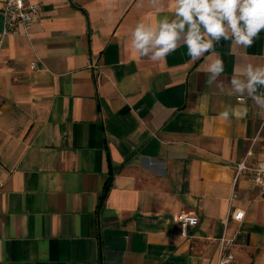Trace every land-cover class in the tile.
I'll return each instance as SVG.
<instances>
[{
  "label": "crops",
  "instance_id": "obj_1",
  "mask_svg": "<svg viewBox=\"0 0 264 264\" xmlns=\"http://www.w3.org/2000/svg\"><path fill=\"white\" fill-rule=\"evenodd\" d=\"M33 1L31 28L0 44V264H217L224 233L239 264H264V194L234 183L264 160V108L231 84L264 66V30L251 48L221 39L192 62L181 43L154 62L131 33L172 0ZM226 107L247 113L220 119Z\"/></svg>",
  "mask_w": 264,
  "mask_h": 264
},
{
  "label": "clouds",
  "instance_id": "obj_2",
  "mask_svg": "<svg viewBox=\"0 0 264 264\" xmlns=\"http://www.w3.org/2000/svg\"><path fill=\"white\" fill-rule=\"evenodd\" d=\"M171 9V16L164 15L154 26L144 22L135 25L131 45L139 56L154 62L161 61L182 43L191 61L195 62L205 54L213 53L214 44L221 39L251 48L264 30V0H172ZM206 71L210 73L206 81L210 85L224 72L223 60L217 57ZM237 71L247 78L246 82L238 78ZM231 84L240 94L239 99L247 91L255 104L264 108V94H256L258 86H264V66L246 64L238 70L234 69ZM230 113L246 115L247 109L237 111L226 107L219 118L228 120ZM240 167L245 166L241 163ZM259 171L264 173V163L259 165ZM256 182L264 184L260 176Z\"/></svg>",
  "mask_w": 264,
  "mask_h": 264
},
{
  "label": "built area",
  "instance_id": "obj_3",
  "mask_svg": "<svg viewBox=\"0 0 264 264\" xmlns=\"http://www.w3.org/2000/svg\"><path fill=\"white\" fill-rule=\"evenodd\" d=\"M41 10V4L33 0H6L2 11L4 18V28L0 44L2 45L4 43L5 38L8 35L18 32L20 26H22L25 31H28L39 16ZM31 67L36 68V64L33 63ZM89 67L92 68L96 73L100 72V66L97 64L91 62L89 63ZM244 100V98H238V101L240 102H243ZM241 163L244 164V168L240 167ZM241 163L237 165V171L234 179L235 186L243 175H247L264 194V184H258L256 182L258 176H260L261 180H264V173L259 171V165L264 163V160L255 166H250L248 164V157H246ZM234 197H236V195H234ZM245 216L246 212L244 210H233L229 215L227 224L232 219L242 222L245 219ZM178 221L184 228L196 227L199 224V218L194 214H180L178 216ZM235 244L236 237L229 238L226 233L223 234L220 239L217 264H239L232 250Z\"/></svg>",
  "mask_w": 264,
  "mask_h": 264
},
{
  "label": "trees",
  "instance_id": "obj_4",
  "mask_svg": "<svg viewBox=\"0 0 264 264\" xmlns=\"http://www.w3.org/2000/svg\"><path fill=\"white\" fill-rule=\"evenodd\" d=\"M111 185H112V177L109 179V182L107 184V188H106L105 193L103 195V200L106 198V196H107V194L109 192V189H110Z\"/></svg>",
  "mask_w": 264,
  "mask_h": 264
}]
</instances>
